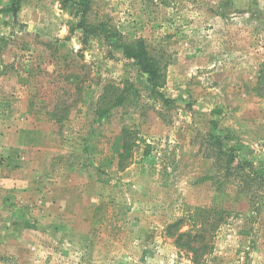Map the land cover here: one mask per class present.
Returning a JSON list of instances; mask_svg holds the SVG:
<instances>
[{"label":"rangeland","instance_id":"rangeland-1","mask_svg":"<svg viewBox=\"0 0 264 264\" xmlns=\"http://www.w3.org/2000/svg\"><path fill=\"white\" fill-rule=\"evenodd\" d=\"M92 1V20L172 62L150 97L139 66L85 37L74 7L23 0L16 19L0 15V264H194L166 226L212 205L205 135L264 174V0ZM126 80L136 106L95 117L103 85ZM63 102L69 115L54 111ZM246 194L218 197L232 212L205 264H264V209Z\"/></svg>","mask_w":264,"mask_h":264},{"label":"trees","instance_id":"trees-1","mask_svg":"<svg viewBox=\"0 0 264 264\" xmlns=\"http://www.w3.org/2000/svg\"><path fill=\"white\" fill-rule=\"evenodd\" d=\"M60 1L64 8L72 6L77 10L76 27L82 30L85 37L88 38L93 36L94 32H99L102 35L101 39L121 51L127 60L133 61L139 66L141 74L146 77L145 81L150 91V97L160 94L159 89L164 80V70L172 62L168 53L150 48L144 38L127 37L106 21L92 20L94 15L92 0ZM22 3L23 0H13L9 5L0 8V15L16 19L22 9ZM135 87L130 80L119 83L107 81L103 85L102 93L96 103L95 117L105 119L115 110L129 111L128 108H134L138 103V89ZM65 105V102L59 103L57 105L59 108L55 107L54 111L63 109L69 115V105ZM57 116L58 114L53 115L56 123L61 124L66 120V118ZM126 133L127 131H123L121 151L117 152L120 168L127 167L126 165L129 164L127 159L132 157L134 147V141H129L126 138ZM205 137L203 139L205 138L204 142L206 143V158L212 161V170L208 175L215 192L212 205L210 207H195L188 211L187 217L166 226V235L174 239L175 246L188 254L194 264H205L214 252L217 233L220 227L225 224L227 216L232 212V210L222 207L218 201V197L224 195L228 189L234 188L238 193L246 192V200L252 201L255 206L253 210L255 215H260L264 209V174L257 171L247 161L242 160L235 149H226L224 136L210 132ZM184 222L188 223V230H184Z\"/></svg>","mask_w":264,"mask_h":264}]
</instances>
